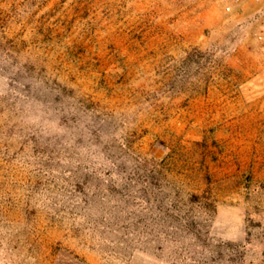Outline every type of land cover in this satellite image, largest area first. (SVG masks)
<instances>
[{
  "label": "rangeland",
  "instance_id": "rangeland-1",
  "mask_svg": "<svg viewBox=\"0 0 264 264\" xmlns=\"http://www.w3.org/2000/svg\"><path fill=\"white\" fill-rule=\"evenodd\" d=\"M263 27L217 0H0V264H264V77L228 64L264 61L241 45Z\"/></svg>",
  "mask_w": 264,
  "mask_h": 264
},
{
  "label": "crops",
  "instance_id": "crops-1",
  "mask_svg": "<svg viewBox=\"0 0 264 264\" xmlns=\"http://www.w3.org/2000/svg\"><path fill=\"white\" fill-rule=\"evenodd\" d=\"M242 9L243 14L250 13L251 21L254 19L259 13L264 12V0H243L241 4L235 5L234 10ZM251 24V23H250ZM253 25V24H251ZM241 45L251 46L252 52H258L264 59V52L261 51L259 48L260 41L258 40L257 36H253L250 34L248 38L245 39ZM241 50V49H240ZM228 64L236 69V73L238 76L234 78L236 81L241 83L240 87H244V85H250V88H253L256 85L257 77H264V61L262 60L261 63L256 62H249L247 60H240L237 57H232L228 60ZM238 78V79H237ZM234 80V81H235ZM231 81L229 86L223 88L220 91L221 96L216 101H223L227 103H232L236 105H240V103L244 102V97L241 95V90L236 88L234 89L233 83ZM237 82V83H238ZM258 87V86H257ZM264 87V86H263ZM261 90V89H260ZM264 90V89H263ZM258 91V89H257ZM262 98V99H261ZM260 101L264 102V93L262 97H257L254 102L259 104Z\"/></svg>",
  "mask_w": 264,
  "mask_h": 264
},
{
  "label": "built area",
  "instance_id": "built-area-1",
  "mask_svg": "<svg viewBox=\"0 0 264 264\" xmlns=\"http://www.w3.org/2000/svg\"><path fill=\"white\" fill-rule=\"evenodd\" d=\"M218 3L223 6L225 12L230 13L233 12L235 5H239L243 0H217ZM261 40L264 45V27L261 32Z\"/></svg>",
  "mask_w": 264,
  "mask_h": 264
}]
</instances>
